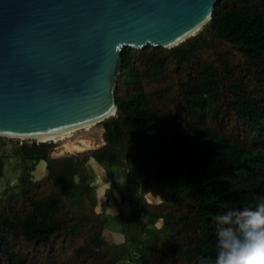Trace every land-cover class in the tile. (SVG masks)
Returning a JSON list of instances; mask_svg holds the SVG:
<instances>
[{
  "label": "trees",
  "instance_id": "16d2710c",
  "mask_svg": "<svg viewBox=\"0 0 264 264\" xmlns=\"http://www.w3.org/2000/svg\"><path fill=\"white\" fill-rule=\"evenodd\" d=\"M121 61L118 113L97 123L104 144L91 152L112 191L99 203L78 155L17 139L32 165L0 190V264H216V214L264 200V0H217L194 36L124 47ZM112 200L127 209L107 212ZM68 245L73 257L59 259Z\"/></svg>",
  "mask_w": 264,
  "mask_h": 264
},
{
  "label": "water",
  "instance_id": "95a60500",
  "mask_svg": "<svg viewBox=\"0 0 264 264\" xmlns=\"http://www.w3.org/2000/svg\"><path fill=\"white\" fill-rule=\"evenodd\" d=\"M216 1L0 0V137L115 118L122 49L176 46Z\"/></svg>",
  "mask_w": 264,
  "mask_h": 264
},
{
  "label": "rangeland",
  "instance_id": "374dc122",
  "mask_svg": "<svg viewBox=\"0 0 264 264\" xmlns=\"http://www.w3.org/2000/svg\"><path fill=\"white\" fill-rule=\"evenodd\" d=\"M102 133L103 128L101 127V124L96 123L70 134L57 136L53 138V140L50 139L51 141H46V143H51L49 144L48 151V156L50 158L78 155L79 158L85 162L87 175L95 187V195L99 203L103 202L104 200H102L101 196L99 195L98 189L103 186V177L105 175L106 178L104 179V182L108 183L109 179L105 170L92 159L91 152L104 144ZM5 138L9 140L1 146V149H3L9 155V157L4 159L3 175L0 178V190H3L7 187H13L18 182L19 176L28 171L32 165L31 163L24 164L21 160V155L17 154L15 151V147L19 145V143L15 142L17 139L8 137ZM36 142L38 143V141ZM65 144H77L82 148H85V150L68 152L69 149L64 146ZM85 144H88L89 146H86ZM110 171L116 173L119 179H121V176L124 177V173L119 169L112 168ZM130 171H133L134 173V168L132 166L130 167ZM32 175L34 180L43 179L46 175L45 163L39 162L37 165H35L34 169L32 170ZM153 199L155 200L156 198L153 197ZM120 209L126 210L127 205H115L114 201L112 200L110 201V205L107 208V212L115 214L119 212ZM104 235L111 242L120 241L122 237L120 233L117 232L114 224L107 225ZM58 251H60V253H58L59 259L66 260L73 257L72 247L70 245H68L65 249H59ZM32 252H35L34 249H32Z\"/></svg>",
  "mask_w": 264,
  "mask_h": 264
},
{
  "label": "clouds",
  "instance_id": "9594fccd",
  "mask_svg": "<svg viewBox=\"0 0 264 264\" xmlns=\"http://www.w3.org/2000/svg\"><path fill=\"white\" fill-rule=\"evenodd\" d=\"M126 177L117 179V184L126 183ZM105 178L106 175L103 186L98 189L102 200L112 191L111 182L105 183ZM115 196L119 198V193ZM226 209L215 216L216 264H264V200L255 207L232 206Z\"/></svg>",
  "mask_w": 264,
  "mask_h": 264
},
{
  "label": "bare ground",
  "instance_id": "6f19581e",
  "mask_svg": "<svg viewBox=\"0 0 264 264\" xmlns=\"http://www.w3.org/2000/svg\"><path fill=\"white\" fill-rule=\"evenodd\" d=\"M93 124H96V123H89L87 125H84V126H81V127H77V128H72V129H68V130H65V131H60V132H56V133H51V134H48V135H42V136H37V137H34L32 139H35V140H38V141H51L50 139L53 140V138L57 137V136H60V135H67V134H70L72 132H75L77 130H80V129H83V128H86L88 126H91ZM22 139V138H21ZM84 143V142H83ZM86 146H89L88 144H85ZM69 151H82V150H85V148H82L81 146L77 145V144H72V145H64Z\"/></svg>",
  "mask_w": 264,
  "mask_h": 264
}]
</instances>
